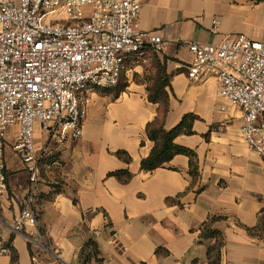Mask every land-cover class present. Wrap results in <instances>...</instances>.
<instances>
[{
    "label": "crops",
    "instance_id": "0c3cea01",
    "mask_svg": "<svg viewBox=\"0 0 264 264\" xmlns=\"http://www.w3.org/2000/svg\"><path fill=\"white\" fill-rule=\"evenodd\" d=\"M136 24L160 35L164 51H145L131 60L121 85L88 95L80 139L54 144L36 131L43 154L33 208L49 248L43 257L57 255L50 264H82V248L92 240L98 256L88 264H211L215 239L200 232L212 220L223 238L220 264H264V163L243 141L240 110L218 95L217 79L191 81L186 68L188 42L217 44L242 34L264 43V0H140ZM158 66L168 81L164 128L186 114L196 117L192 133L174 139L194 151L195 175L183 154L152 171L140 168L153 147L145 126L162 108L148 99ZM16 138L13 126L3 140L0 235L11 253L0 254V264L13 258L32 264L25 236L6 231L30 188L12 149ZM121 170L130 174L124 182L115 175Z\"/></svg>",
    "mask_w": 264,
    "mask_h": 264
},
{
    "label": "built area",
    "instance_id": "2783aa9c",
    "mask_svg": "<svg viewBox=\"0 0 264 264\" xmlns=\"http://www.w3.org/2000/svg\"><path fill=\"white\" fill-rule=\"evenodd\" d=\"M139 10L140 0H0V190L6 181L3 140L16 126L12 149L30 188L6 231L25 236L32 264L58 259L43 257L49 248L33 208L43 154L36 128L54 144L80 139L88 95L116 88L131 60L147 49L164 51L160 35L137 29ZM187 46L188 78L217 79L218 95L240 110L243 141L264 163V43L229 34L217 44ZM6 253L11 247L0 235V254Z\"/></svg>",
    "mask_w": 264,
    "mask_h": 264
},
{
    "label": "trees",
    "instance_id": "16d2710c",
    "mask_svg": "<svg viewBox=\"0 0 264 264\" xmlns=\"http://www.w3.org/2000/svg\"><path fill=\"white\" fill-rule=\"evenodd\" d=\"M262 1V0H256ZM146 51L154 52L151 49ZM168 85V81L163 78V67H157V78L154 80L153 85L149 88V101L153 103L161 104V112L152 121L148 122L145 126V133L149 140L153 142V147L149 155L143 158L140 162V168L144 171H152L161 167L164 163L168 162L177 154H183L190 159V173L195 175L196 165L194 163L195 153L187 147L174 143V139L181 134L192 133V123L195 120L193 114H186L182 117L177 125L173 128L166 130L163 126V118L166 113L167 107V94L164 91L165 86ZM116 155L125 161H129V157L125 152L118 151ZM115 175L122 181L130 178V174L121 170L115 173ZM212 220L206 222L200 232L201 238H214L215 243L208 248V255L211 264H220V248L223 245V238L219 231L211 228ZM98 251L96 243L89 240L82 248L80 259L82 264H88L91 260H97ZM12 264H15V259H12Z\"/></svg>",
    "mask_w": 264,
    "mask_h": 264
},
{
    "label": "rangeland",
    "instance_id": "374dc122",
    "mask_svg": "<svg viewBox=\"0 0 264 264\" xmlns=\"http://www.w3.org/2000/svg\"><path fill=\"white\" fill-rule=\"evenodd\" d=\"M123 77H124V76H123ZM122 81H123V80H121L120 85L123 83ZM37 130H38V129L36 128V131H37ZM94 260L96 261V259H94ZM96 262H97V261H96Z\"/></svg>",
    "mask_w": 264,
    "mask_h": 264
}]
</instances>
